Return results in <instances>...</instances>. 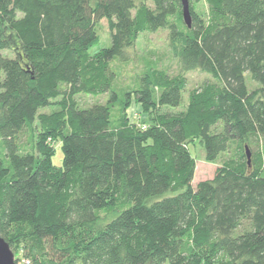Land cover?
<instances>
[{"label": "trees", "instance_id": "trees-1", "mask_svg": "<svg viewBox=\"0 0 264 264\" xmlns=\"http://www.w3.org/2000/svg\"><path fill=\"white\" fill-rule=\"evenodd\" d=\"M188 5L190 28L180 0H0V237L28 248L22 264H264V0ZM158 30L178 72L147 60L117 91L113 63ZM192 71L213 81L169 110ZM196 140L209 163L235 146L193 187Z\"/></svg>", "mask_w": 264, "mask_h": 264}, {"label": "rangeland", "instance_id": "rangeland-1", "mask_svg": "<svg viewBox=\"0 0 264 264\" xmlns=\"http://www.w3.org/2000/svg\"><path fill=\"white\" fill-rule=\"evenodd\" d=\"M194 11L201 17H205L207 12V7L204 3L199 2L195 5ZM97 35L99 37V44L95 49H105L110 46V31L108 28V22L102 20L99 22L96 28ZM94 51V52H95ZM5 57H12L10 51H3L1 53ZM128 61L122 62L117 61L112 65V69L116 73L114 80V87L117 91L121 89H134L137 83V78L141 71L144 69L145 61L153 60L157 63L159 68L165 69L169 74L175 75L178 72V63L177 58L173 55V50L171 44L168 41V32L166 30H158L154 33H141L138 36L137 42L133 49L128 50L127 52ZM245 83L248 90H254L258 87L256 83L251 80V77L248 73L244 74ZM1 79V75H0ZM187 84L186 89L182 93V101L178 108H168L169 110L175 112L180 111L185 108L188 102L189 92L194 88H197L205 82H212L213 80L207 74L201 73L199 71H192L186 74ZM107 96H87V95H78L75 97L80 108H87L94 104H104L106 102ZM52 108H45L40 110V113H50ZM162 111H168L167 109H162ZM129 115L134 117L135 121L139 122V109L138 107H132L129 112ZM37 131V129L35 130ZM21 141L25 142L27 139V133L22 132L20 135ZM255 142V141H254ZM252 143L254 149L257 148L256 143ZM46 144L49 147L54 148V153L51 157V164L55 168L62 167L63 153L61 150V145L54 144L53 141L47 140ZM258 145H262V142L258 141ZM234 146H230L229 151L222 154L215 162L209 163L205 159V152L199 141H194L188 143L187 147L191 156L195 160V171L194 176L191 182V185L195 187L199 182L211 180L214 176L215 170L219 167L224 161L232 158L234 155ZM26 247L23 244L15 243L10 247L11 252L13 253L14 259L19 264H22V259Z\"/></svg>", "mask_w": 264, "mask_h": 264}, {"label": "water", "instance_id": "water-1", "mask_svg": "<svg viewBox=\"0 0 264 264\" xmlns=\"http://www.w3.org/2000/svg\"><path fill=\"white\" fill-rule=\"evenodd\" d=\"M182 8V18L185 25L190 28L191 17L189 12L188 0H180ZM0 264H15L13 253L8 244L0 237Z\"/></svg>", "mask_w": 264, "mask_h": 264}]
</instances>
